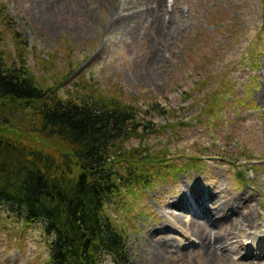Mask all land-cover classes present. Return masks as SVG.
<instances>
[{"label": "rangeland", "instance_id": "obj_1", "mask_svg": "<svg viewBox=\"0 0 264 264\" xmlns=\"http://www.w3.org/2000/svg\"><path fill=\"white\" fill-rule=\"evenodd\" d=\"M0 52L8 66L23 58L43 89L118 102L156 127L124 143L151 159L144 183L106 208L129 264H264V0H0ZM226 202L209 224L204 208ZM192 221L231 240L208 255ZM41 229L1 206L0 264H51Z\"/></svg>", "mask_w": 264, "mask_h": 264}, {"label": "trees", "instance_id": "obj_2", "mask_svg": "<svg viewBox=\"0 0 264 264\" xmlns=\"http://www.w3.org/2000/svg\"><path fill=\"white\" fill-rule=\"evenodd\" d=\"M22 60L8 66L0 52V207L25 224H42L51 264H101L107 257L129 264L124 234L106 208L120 191L131 195L144 183L140 167L151 159L124 143L156 127L118 102L43 89ZM35 135L37 143L65 149L49 153L33 145Z\"/></svg>", "mask_w": 264, "mask_h": 264}, {"label": "bare ground", "instance_id": "obj_3", "mask_svg": "<svg viewBox=\"0 0 264 264\" xmlns=\"http://www.w3.org/2000/svg\"><path fill=\"white\" fill-rule=\"evenodd\" d=\"M159 4H160V3H159ZM110 7H111V6H110ZM136 16H138V15H136ZM130 17H131V16H127L126 18H123V19H122V18H120V17H118V16H115V17L113 18V21H112V22H114V21L116 20V21H117V24H118L119 26H124L125 28H129V27L131 26V23H132V21L130 20ZM134 17H135V16H133L132 19H134ZM154 26H155L156 28H160V29H161V32H162V29H165V27H164V23H163L162 21H159V20H158V17L155 18ZM184 193H187V194H189V195H192V196L194 197V199L197 197V198H196L197 201H198V202H199V201L201 202V203H200V206H201V205H204V206L206 207L207 205H209V204L212 205V203L214 204V202H215V199L210 200L208 197L204 198V196L199 195V194L196 196V192H195L194 189H192L191 187H187V188H185ZM197 193H200V192H197ZM182 195H183V194H182ZM183 196H184V195H183ZM215 197H216V196H215ZM194 199H191V200H192L194 203L197 204V202H195ZM198 205H199V204H198ZM174 206H176L175 208H178V209H183V208H185V206L182 204V202H181V203H178L177 205H174ZM203 208H204V207H203ZM230 208H231V204H230V202H226L225 204H219V208L216 209V210L208 211L209 209L204 208L205 210L203 211L202 214H205V215H206V217L208 218V223L212 225V224H216V220H214V219L212 218V215H216V216H217V215L220 214L223 210L229 211ZM243 218L245 219L246 216H244ZM193 220H195V218H194ZM219 229H220V228H219ZM219 229H218V230H219ZM210 230H211V229H210ZM210 230H208V228H207L205 225H203V224H201V223H199V222H197V221H192V222H191V225H190V233H191V236L195 237L196 239H198V241L201 242V244H202V249L205 250V252H207L208 255H211V245H210L211 243L219 242L220 239L224 240L225 243H226V242H229V241L231 240V238H230L228 232H224L223 235L221 234V235L219 236L220 238H217V236H214V239H212L213 232L210 231ZM263 232H264V230H263ZM218 234H220V233H217V235H218ZM259 243H262V241H260ZM259 243H258V244H259ZM159 250L162 251V249H160V248H159Z\"/></svg>", "mask_w": 264, "mask_h": 264}]
</instances>
